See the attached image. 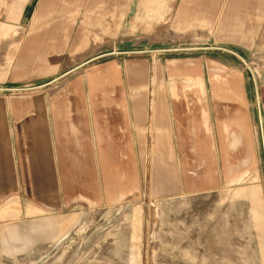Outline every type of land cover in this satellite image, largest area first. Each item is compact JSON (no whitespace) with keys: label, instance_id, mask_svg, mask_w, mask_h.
Returning a JSON list of instances; mask_svg holds the SVG:
<instances>
[{"label":"crops","instance_id":"0c3cea01","mask_svg":"<svg viewBox=\"0 0 264 264\" xmlns=\"http://www.w3.org/2000/svg\"><path fill=\"white\" fill-rule=\"evenodd\" d=\"M180 1V22L211 19L218 5ZM162 2L171 8L172 0ZM138 4H83L84 19L52 14L38 20L47 29L20 39L0 87V199L10 193L64 208L109 205L141 190L196 195L256 165L251 91L246 73L230 61L234 54L195 47L151 58V50L130 41L159 35L130 29L136 20L156 19L154 12L139 16Z\"/></svg>","mask_w":264,"mask_h":264},{"label":"rangeland","instance_id":"374dc122","mask_svg":"<svg viewBox=\"0 0 264 264\" xmlns=\"http://www.w3.org/2000/svg\"><path fill=\"white\" fill-rule=\"evenodd\" d=\"M117 1L132 0H0V87L20 39L40 29L38 20L53 14L79 21L83 4ZM137 1L139 16L154 12L156 19L136 20L130 29L176 37L130 39L151 58L195 47L240 56L230 61L246 73L251 91L256 165L212 192L161 198L141 190L109 205L53 208L9 193L0 199V264H264V0H218L211 19L189 22L175 17L182 1L172 0L171 8Z\"/></svg>","mask_w":264,"mask_h":264},{"label":"built area","instance_id":"2783aa9c","mask_svg":"<svg viewBox=\"0 0 264 264\" xmlns=\"http://www.w3.org/2000/svg\"><path fill=\"white\" fill-rule=\"evenodd\" d=\"M14 91V89H12Z\"/></svg>","mask_w":264,"mask_h":264}]
</instances>
